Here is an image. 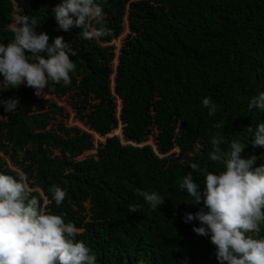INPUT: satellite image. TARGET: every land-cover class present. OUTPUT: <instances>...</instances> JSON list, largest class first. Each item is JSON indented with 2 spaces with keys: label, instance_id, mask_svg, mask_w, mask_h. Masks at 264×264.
Here are the masks:
<instances>
[{
  "label": "trees",
  "instance_id": "obj_1",
  "mask_svg": "<svg viewBox=\"0 0 264 264\" xmlns=\"http://www.w3.org/2000/svg\"><path fill=\"white\" fill-rule=\"evenodd\" d=\"M59 2L0 0V41L11 40L9 25L24 14L37 18L49 43L62 36L75 69L69 84L49 81L44 89L67 97L78 120L105 141L95 146L92 134L66 125L64 107L21 84L0 90V100L18 98L15 112L0 104V152L47 210L79 229L76 239L97 264H219L209 237L192 230L200 222L182 219L200 205L190 204L179 182L190 161L220 170L207 156L213 135L225 137L223 150L239 140L241 157H255L252 167L264 164L249 129L264 111L247 107L264 90V0H98L106 34L89 40L79 28H58L52 8ZM122 39L114 70L112 43ZM205 96L217 106L212 115L200 103ZM120 126L122 136L113 134ZM18 170L0 156V172L19 178ZM193 179L202 177L193 172ZM52 185L65 191L59 205ZM137 188L164 200L153 209Z\"/></svg>",
  "mask_w": 264,
  "mask_h": 264
},
{
  "label": "clouds",
  "instance_id": "obj_2",
  "mask_svg": "<svg viewBox=\"0 0 264 264\" xmlns=\"http://www.w3.org/2000/svg\"><path fill=\"white\" fill-rule=\"evenodd\" d=\"M52 14L64 32L79 28V36L86 40L106 34L98 0H60ZM37 26V18L26 14L17 15L9 25L11 40L0 41V90L23 84L40 96L49 81L70 83L69 74L76 66L69 59V54H75L73 49L62 36L49 43V36L38 33ZM17 103L18 98L0 100L5 112H15ZM200 103L209 115L216 111L210 97H203ZM247 107L264 111V90L251 96ZM249 129L251 144L264 147V120ZM224 139L213 135L207 153L210 161L222 166L220 170L210 171L207 165L190 161L191 171L180 178L179 189L191 197L190 204L200 205L182 219L185 223L193 219L200 222L192 230L209 237L219 264H264V235H260L264 224V164L252 167L255 157H241L245 146L239 140H232L223 150L220 145ZM193 172L202 180H194ZM48 192L57 205L65 197V191L56 185ZM136 192L153 209L164 200L155 191L137 188ZM78 234L71 221L47 210L39 196L31 194L22 174L17 178L0 172V264H97L96 255L76 239Z\"/></svg>",
  "mask_w": 264,
  "mask_h": 264
},
{
  "label": "rangeland",
  "instance_id": "obj_3",
  "mask_svg": "<svg viewBox=\"0 0 264 264\" xmlns=\"http://www.w3.org/2000/svg\"><path fill=\"white\" fill-rule=\"evenodd\" d=\"M127 34H128V30L126 29V31L124 32V35H123V39L126 37ZM123 39H122V41L121 40L119 41V44H117V41H114L112 43L115 46V54H116V59H115V61L113 63L114 70L116 69L117 64H118V55L120 53V47L122 45ZM114 76H115V73L113 75V78H114ZM42 93H43L44 96L46 95L45 96L46 98L57 102L59 106H62V107L65 108L66 112L70 115V118L66 121V125H68V127H74L75 126V127H78L79 129H81L82 131H85L87 133L92 134L93 138H94V141H95V146H97L99 143H102V142L105 141V138H103V137L98 138L93 133V131H90L88 129V127L86 125H84L83 122L78 120V118L76 117V113L74 112V110L72 109V107L68 103V98L67 97L58 98L56 96L48 94V92L45 89L42 90ZM117 103H118V109L120 110V106L121 105H120L119 101ZM113 134H117L119 136H122L121 126L118 128V131H116V132L114 131ZM93 153H95V151L94 152H90L89 154H93ZM0 156H2L5 159V161H6V163H7V165L9 167L13 168L14 170H18L16 167L13 166L11 160H9L8 157L4 156L3 153L0 152ZM19 173L22 174L25 177V182H26V176L21 171H19Z\"/></svg>",
  "mask_w": 264,
  "mask_h": 264
}]
</instances>
